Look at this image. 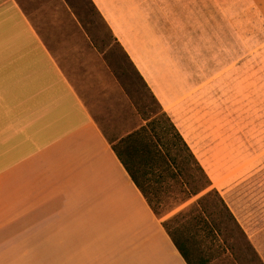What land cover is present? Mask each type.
<instances>
[{
    "label": "rangeland",
    "instance_id": "1",
    "mask_svg": "<svg viewBox=\"0 0 264 264\" xmlns=\"http://www.w3.org/2000/svg\"><path fill=\"white\" fill-rule=\"evenodd\" d=\"M16 1L115 144L143 125L139 110L153 108L140 72L213 188L258 239L264 228V0ZM205 241L208 264H237L223 246Z\"/></svg>",
    "mask_w": 264,
    "mask_h": 264
},
{
    "label": "crops",
    "instance_id": "2",
    "mask_svg": "<svg viewBox=\"0 0 264 264\" xmlns=\"http://www.w3.org/2000/svg\"><path fill=\"white\" fill-rule=\"evenodd\" d=\"M47 46L0 0V264H187Z\"/></svg>",
    "mask_w": 264,
    "mask_h": 264
},
{
    "label": "trees",
    "instance_id": "3",
    "mask_svg": "<svg viewBox=\"0 0 264 264\" xmlns=\"http://www.w3.org/2000/svg\"><path fill=\"white\" fill-rule=\"evenodd\" d=\"M136 74L153 108L139 110L143 125L113 144L112 150L159 220L203 194L161 223L173 245L187 264H192V259L200 264L212 261L204 257L201 246L206 244L205 240L212 246H223L224 252L229 253L237 264H262L243 228L218 190L213 188L210 177L190 146L139 72Z\"/></svg>",
    "mask_w": 264,
    "mask_h": 264
}]
</instances>
